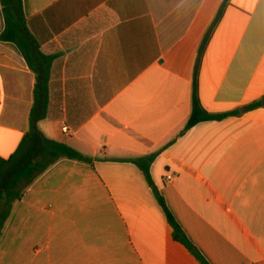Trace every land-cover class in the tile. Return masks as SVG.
<instances>
[{
    "label": "crops",
    "instance_id": "obj_1",
    "mask_svg": "<svg viewBox=\"0 0 264 264\" xmlns=\"http://www.w3.org/2000/svg\"><path fill=\"white\" fill-rule=\"evenodd\" d=\"M23 5L54 56L39 128L94 161L61 159L34 180L13 204L0 264H203L155 191L208 264H264V0ZM198 59L203 106L240 113L183 132ZM34 87L20 49L0 39V158L30 128ZM150 154L154 186L135 163Z\"/></svg>",
    "mask_w": 264,
    "mask_h": 264
},
{
    "label": "trees",
    "instance_id": "obj_2",
    "mask_svg": "<svg viewBox=\"0 0 264 264\" xmlns=\"http://www.w3.org/2000/svg\"><path fill=\"white\" fill-rule=\"evenodd\" d=\"M0 2L5 19V28L0 34V39L15 43L35 74L34 101L29 118L30 128L16 152L8 158H0L1 239L10 219L13 204L22 199L25 190L39 175L61 159H71L85 163H93L94 159L66 143L47 138L40 130L38 123L47 116L49 109L51 67L54 56L47 55L41 50L40 43L29 29L23 0H0ZM226 2H229V0H225ZM199 61L198 59L194 75L192 114L183 132L200 122L223 119L240 113V111L236 110L223 114H214L203 106L199 96ZM262 104L263 101H257L247 106V109H254ZM155 158L156 154H150L135 160V163L143 170L152 186H154V183L150 167ZM155 192L166 211L169 222L174 228L175 239L185 244L203 264H208L189 241L167 208L163 197L157 191Z\"/></svg>",
    "mask_w": 264,
    "mask_h": 264
},
{
    "label": "built area",
    "instance_id": "obj_3",
    "mask_svg": "<svg viewBox=\"0 0 264 264\" xmlns=\"http://www.w3.org/2000/svg\"><path fill=\"white\" fill-rule=\"evenodd\" d=\"M64 130L67 132V131H68V128L65 127ZM167 179H168V180H172V179H174V175H173V174H168Z\"/></svg>",
    "mask_w": 264,
    "mask_h": 264
}]
</instances>
